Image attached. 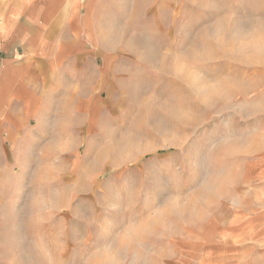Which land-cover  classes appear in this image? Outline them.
I'll return each instance as SVG.
<instances>
[{
  "label": "rangeland",
  "instance_id": "1",
  "mask_svg": "<svg viewBox=\"0 0 264 264\" xmlns=\"http://www.w3.org/2000/svg\"><path fill=\"white\" fill-rule=\"evenodd\" d=\"M91 2L49 135L0 129V264H264V0Z\"/></svg>",
  "mask_w": 264,
  "mask_h": 264
},
{
  "label": "crops",
  "instance_id": "2",
  "mask_svg": "<svg viewBox=\"0 0 264 264\" xmlns=\"http://www.w3.org/2000/svg\"><path fill=\"white\" fill-rule=\"evenodd\" d=\"M91 3L0 0V129L6 139L28 126L49 135L52 80L62 88L65 64L86 57Z\"/></svg>",
  "mask_w": 264,
  "mask_h": 264
}]
</instances>
